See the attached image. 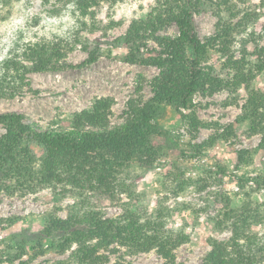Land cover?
Here are the masks:
<instances>
[{
  "label": "rangeland",
  "instance_id": "obj_1",
  "mask_svg": "<svg viewBox=\"0 0 264 264\" xmlns=\"http://www.w3.org/2000/svg\"><path fill=\"white\" fill-rule=\"evenodd\" d=\"M43 1L7 0L0 6V61L13 48L45 40L52 44L56 60L64 68L26 74L28 85L23 94L0 99V114H20L38 132H59L71 128L74 115L91 111L102 101L106 105L103 127L109 131L119 127L128 117L130 101L142 104L153 97L150 83L159 69L127 63L123 38L133 21L146 19L156 0H97L82 10L62 0H48L45 5ZM236 7L237 18L223 13L224 20L237 23L248 10L259 16L236 29L229 46L221 39L204 49L201 66L211 68L214 83L195 92L187 108L160 106L151 121L154 157L119 169L117 181L125 186L116 202L94 198L90 202L106 218L129 209L142 222L152 221L160 227L159 233L182 239L172 251L176 264H202L214 247L229 248L235 238L234 219L235 223L239 220V234L264 239L262 135L253 132L251 120L244 114L248 99L244 84L229 86L239 67L250 79L251 90L264 94V68L258 58L264 47V0H238ZM213 11L209 4L190 11L201 45L214 36L217 19ZM178 32L179 25L173 22L156 35L174 37ZM251 32L252 40H246ZM161 50L148 39L140 56H157ZM92 54L96 58L87 62ZM181 115L193 117L194 124ZM84 129L103 130L88 125ZM4 133L0 125V137ZM29 147L37 158L44 157L40 145L30 143ZM80 210L79 200L60 189L23 193L2 186L0 264L69 261L76 246L62 251L61 232L48 237L41 233L51 220H66ZM100 254L107 257L105 264L164 263L155 249L130 253L118 243Z\"/></svg>",
  "mask_w": 264,
  "mask_h": 264
},
{
  "label": "trees",
  "instance_id": "obj_2",
  "mask_svg": "<svg viewBox=\"0 0 264 264\" xmlns=\"http://www.w3.org/2000/svg\"><path fill=\"white\" fill-rule=\"evenodd\" d=\"M237 1L156 0L146 19L130 24L123 38L128 47L124 60L130 64L156 67L159 73L150 83L153 92L150 101L142 104L140 100L130 101L128 117L113 130L103 127L106 105L102 101L91 111L74 115L71 128L59 132H38L33 126L25 124L20 114H0V125L5 129L0 137V190L2 186L23 193L60 189L62 194H70L80 202L79 212L69 214L63 221L51 220L41 233L48 237L54 232H61L62 251L73 244L76 246L72 258L58 264H105L107 257L100 251L113 243L127 247L130 253L155 249L164 259L163 264H176L172 251L183 242L182 239L159 233L162 231L160 227L152 221L142 222L129 209H123L117 217L106 218L90 202L93 198L116 202L117 195L122 194V187L125 186L117 181L119 169L131 162L144 164L143 158L154 157L150 146L151 121L158 115L160 106L167 104L187 108L195 92L214 83L211 68L201 66L204 49L221 39L229 46L234 42L235 30L259 16L255 10H248L237 23L224 20L223 13L237 18ZM47 2L44 0L43 4ZM62 2L75 5L79 10L97 4V0ZM6 3L7 0H0V6ZM205 4L214 8L217 22L214 36L206 40V45H201L194 33L190 11ZM173 22L179 25L177 36L156 35ZM253 36L252 32L247 34L246 40H252ZM148 39L155 41L162 50L157 56L144 58L140 56V49ZM258 52L260 66L264 68V47ZM95 58L92 54L87 62ZM63 68L56 60L52 44L45 40L13 48L0 61V99L22 95V89L28 85V73L57 72ZM243 72L239 67L234 69V80L229 86L235 88L240 83L244 84L248 93L244 114L251 120L253 132L262 135L264 145V94L251 90L250 79ZM181 116L183 119L190 118L194 124L193 117ZM86 125L103 130L88 131L84 129ZM30 143L44 149L43 158L39 159L32 153ZM242 154H238L239 161ZM229 216H226L227 220ZM231 224L235 238L229 248L214 247L202 264H264V239L239 234V220L235 223L234 219Z\"/></svg>",
  "mask_w": 264,
  "mask_h": 264
}]
</instances>
